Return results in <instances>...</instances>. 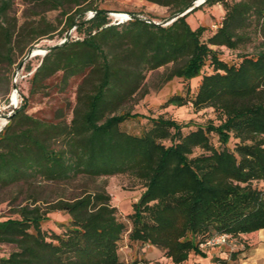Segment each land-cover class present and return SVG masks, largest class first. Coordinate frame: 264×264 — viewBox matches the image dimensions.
Here are the masks:
<instances>
[{
	"label": "trees",
	"instance_id": "16d2710c",
	"mask_svg": "<svg viewBox=\"0 0 264 264\" xmlns=\"http://www.w3.org/2000/svg\"><path fill=\"white\" fill-rule=\"evenodd\" d=\"M151 1L170 5L167 0ZM205 2H219L226 10L222 24L209 41L202 38L206 26L192 28L187 21L188 14L197 6L179 15L190 2L176 8L172 15L176 19L166 26L135 16L113 22L110 13L101 8H95L89 18L83 16L70 22V27L76 26L84 34L81 40L74 41L85 50L69 54L65 64L61 50L68 42L55 46L44 57L46 60L53 56L51 71L76 65L91 67L97 56L104 59V76L81 128L78 124L67 128L53 124L50 128L53 134L63 132L71 139L67 141L71 151L65 156L45 144L35 133L40 119L27 114L22 105L16 108L11 120L20 112L32 125L17 136L4 133L11 146L4 144L5 150L0 148V170L17 155L16 145L19 138H24L26 149L34 144L39 152V157L33 159L35 164L46 163L48 168L44 171L52 178L69 176L70 171L104 175L137 170L146 179L145 190L128 214L130 228L107 193L60 199L45 209L22 208L21 218L0 220V242L15 243L18 248L0 258V264H125L118 248L126 232L131 241L157 246L172 259V263L157 264H183L192 253L207 256L206 248L210 246L202 244L214 235L229 234L233 238L264 229V189L252 185L254 179H264V98L260 97L264 94V50L244 55L239 64H229L211 47L234 46V30L244 26L247 14L254 11L264 18V0ZM126 23L131 24V30L136 28L128 49L144 66L155 68L174 62L177 66L173 74L187 81L186 94L172 95L167 104L184 105L190 101L197 109L215 107L224 115L220 124L208 123L184 133L183 124L177 120L158 116L151 119L149 129L137 135L120 126L143 114L126 111L105 117V98L113 74L102 40L111 34L119 41L122 35L117 26ZM208 61L214 71L203 74ZM199 76L200 83L192 95L190 80ZM211 132L218 133L224 143L233 133L242 143L236 147V153L226 148L217 150L210 140ZM167 139L170 144L164 142ZM196 147L210 153L193 155ZM53 210L67 212L71 220L66 232L54 234L48 240L42 222ZM240 251L234 250L233 257H240ZM214 260L213 256L212 263Z\"/></svg>",
	"mask_w": 264,
	"mask_h": 264
},
{
	"label": "rangeland",
	"instance_id": "374dc122",
	"mask_svg": "<svg viewBox=\"0 0 264 264\" xmlns=\"http://www.w3.org/2000/svg\"><path fill=\"white\" fill-rule=\"evenodd\" d=\"M200 1L167 0L170 5H164L151 0H0V148L5 150L3 145L11 144L9 138H4V133L17 136L22 129L32 125L20 112L11 120L16 108L23 105L27 114L40 119V125L35 124V133L45 144L62 151L65 156L71 151L67 144L71 139L63 132L53 134L50 128L53 124L64 128L78 124L81 128L91 98L104 76L103 56H97L91 67L76 65L55 71H51L53 56L44 60L48 52L65 41L68 43L61 50L65 64L69 54L84 52L85 48L74 41L81 40L84 34L78 32L76 26H69L73 19L80 20L83 16L89 18L95 8H101L111 15L135 16L166 26L176 19L177 16H172L176 8L190 2L186 9L190 4L197 7L188 14L187 21L192 28L206 26L202 38L209 41L222 24L226 10L219 2L210 4L204 3L205 0ZM130 28L131 24L128 23L117 26L122 35L119 41L115 40L116 35L111 34L102 40L106 61L113 74L111 89L105 98V117L126 111L143 114L120 126L123 131L137 135L149 129L151 119L158 116L177 120L183 124L184 133L208 123L220 124L224 115L215 107L197 109L190 101L184 105L167 104L172 95L186 94L187 81L173 74L177 66L174 62L155 68L144 66L128 49L136 32V28ZM234 36V46L211 44L218 56L229 64H239L244 55H255L264 50V18L251 11L247 14L244 26L234 30ZM35 49L43 53L33 55ZM10 60L14 63L10 64ZM213 71L214 67L208 61L202 73ZM200 80L201 76L190 80L192 95L197 91ZM14 92L18 95L15 105L12 104ZM261 96L264 98V94ZM209 136L217 150L226 148L236 153V147L242 143L241 138L233 133L228 143L222 142L216 132H211ZM23 142L24 138H19L15 151L17 155L7 167L0 170V220L21 218L22 208L45 209L60 199L73 200L89 193H107L111 203L118 207L120 218L130 228L128 214L133 211L132 204L145 190L143 173L131 170L99 175L87 172L72 174L73 171H70L69 176L52 178L44 171L48 168L46 163L41 165L33 161L39 157L35 145L31 144L26 149ZM164 142L170 144L171 140ZM209 153L196 147L193 155ZM252 185L264 189V179H254ZM70 220V214L63 210L49 212L47 219L42 222L47 239L66 232ZM256 239L255 235L241 234L226 244L206 249L214 254L212 264H236L239 257H233L232 252L241 249L240 256H247ZM17 249L15 243L0 242V258L9 256ZM118 252L125 264L172 263L163 250L151 244L142 245L141 242L131 241L127 232L119 241ZM223 252L229 253L228 258L221 256ZM211 259L209 254L204 257L192 253L183 264L208 263Z\"/></svg>",
	"mask_w": 264,
	"mask_h": 264
},
{
	"label": "crops",
	"instance_id": "0c3cea01",
	"mask_svg": "<svg viewBox=\"0 0 264 264\" xmlns=\"http://www.w3.org/2000/svg\"><path fill=\"white\" fill-rule=\"evenodd\" d=\"M248 235L257 236L256 243L252 247L251 251L247 254V256H240L239 259H237L236 264H264V229L250 233ZM207 253L210 255V257L214 256V254L211 252ZM221 256L228 258L229 253L223 252ZM198 263L212 264V261L208 263H204V261H201Z\"/></svg>",
	"mask_w": 264,
	"mask_h": 264
},
{
	"label": "built area",
	"instance_id": "2783aa9c",
	"mask_svg": "<svg viewBox=\"0 0 264 264\" xmlns=\"http://www.w3.org/2000/svg\"><path fill=\"white\" fill-rule=\"evenodd\" d=\"M111 15V14H110ZM113 22H122L124 20H127L131 18V16L125 15L122 16V14H112ZM232 236L229 234H217L208 239L205 243L202 244L203 247L210 246L214 247L217 245L226 244L231 240Z\"/></svg>",
	"mask_w": 264,
	"mask_h": 264
},
{
	"label": "bare ground",
	"instance_id": "6f19581e",
	"mask_svg": "<svg viewBox=\"0 0 264 264\" xmlns=\"http://www.w3.org/2000/svg\"><path fill=\"white\" fill-rule=\"evenodd\" d=\"M122 16H125L124 14H122ZM43 53L42 50H39V49H35L34 52H33V55H37V54H41ZM18 103V95L14 92L13 93V96H12V104H17Z\"/></svg>",
	"mask_w": 264,
	"mask_h": 264
},
{
	"label": "water",
	"instance_id": "95a60500",
	"mask_svg": "<svg viewBox=\"0 0 264 264\" xmlns=\"http://www.w3.org/2000/svg\"><path fill=\"white\" fill-rule=\"evenodd\" d=\"M204 0H201L200 1V3L201 2H203ZM194 7L191 5L189 8H187L184 12H182L180 15H184V14H186L187 12H189L190 10H192Z\"/></svg>",
	"mask_w": 264,
	"mask_h": 264
}]
</instances>
